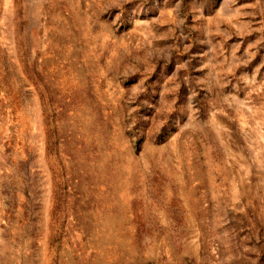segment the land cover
Masks as SVG:
<instances>
[{"label": "rangeland", "instance_id": "rangeland-1", "mask_svg": "<svg viewBox=\"0 0 264 264\" xmlns=\"http://www.w3.org/2000/svg\"><path fill=\"white\" fill-rule=\"evenodd\" d=\"M0 264H264V0H0Z\"/></svg>", "mask_w": 264, "mask_h": 264}]
</instances>
